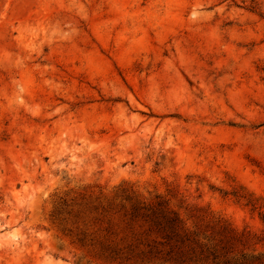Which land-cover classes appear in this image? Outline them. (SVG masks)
<instances>
[{"label": "rangeland", "instance_id": "obj_1", "mask_svg": "<svg viewBox=\"0 0 264 264\" xmlns=\"http://www.w3.org/2000/svg\"><path fill=\"white\" fill-rule=\"evenodd\" d=\"M0 264H264V0H0Z\"/></svg>", "mask_w": 264, "mask_h": 264}]
</instances>
